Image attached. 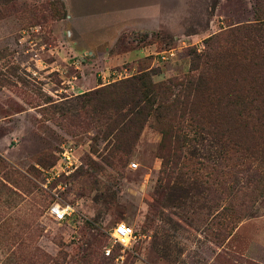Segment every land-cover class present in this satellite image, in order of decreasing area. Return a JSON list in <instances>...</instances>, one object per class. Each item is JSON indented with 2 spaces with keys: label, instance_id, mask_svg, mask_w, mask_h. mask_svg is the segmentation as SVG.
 Wrapping results in <instances>:
<instances>
[{
  "label": "rangeland",
  "instance_id": "374dc122",
  "mask_svg": "<svg viewBox=\"0 0 264 264\" xmlns=\"http://www.w3.org/2000/svg\"><path fill=\"white\" fill-rule=\"evenodd\" d=\"M259 54L264 0H0V264H264V151L161 148L153 120L117 150L85 94L144 72L169 84L195 55L204 72ZM67 146L76 169L47 182ZM56 202L71 218L48 216Z\"/></svg>",
  "mask_w": 264,
  "mask_h": 264
},
{
  "label": "trees",
  "instance_id": "16d2710c",
  "mask_svg": "<svg viewBox=\"0 0 264 264\" xmlns=\"http://www.w3.org/2000/svg\"><path fill=\"white\" fill-rule=\"evenodd\" d=\"M258 56L262 61H251L254 63L246 64L247 67L242 59H236L229 61L228 66L210 64L208 70L200 72V57L195 55L191 58L190 74L169 84H152L144 72L85 94L89 100H97L98 109L94 111L103 122L104 134H114L116 141L121 132L140 129L153 120L162 134L161 148L173 137L209 140L218 147L219 159L231 151L252 155L264 151V54ZM249 67L259 79L247 87L244 76ZM172 87H179L178 92L173 94ZM120 148L119 142L116 149ZM108 157L104 158L107 164L116 166L113 152ZM122 163L118 160V165Z\"/></svg>",
  "mask_w": 264,
  "mask_h": 264
},
{
  "label": "built area",
  "instance_id": "2783aa9c",
  "mask_svg": "<svg viewBox=\"0 0 264 264\" xmlns=\"http://www.w3.org/2000/svg\"><path fill=\"white\" fill-rule=\"evenodd\" d=\"M162 59H165L164 57ZM76 159L74 157L73 148L70 146L63 147L59 153V159L56 162V165L50 170L46 181L49 182L50 179L59 177L61 174H69L74 169H76ZM131 168H136V164H130ZM73 213V208L69 205H63L60 203H53L47 208V214L55 222L61 223L71 218ZM121 228L124 231H121ZM134 237V231L131 227L127 226L124 223L116 225L113 231V242L118 243L122 246H127L130 240ZM111 253V249L105 247L104 255L108 257Z\"/></svg>",
  "mask_w": 264,
  "mask_h": 264
},
{
  "label": "snow or ice",
  "instance_id": "6c2138e0",
  "mask_svg": "<svg viewBox=\"0 0 264 264\" xmlns=\"http://www.w3.org/2000/svg\"><path fill=\"white\" fill-rule=\"evenodd\" d=\"M121 231H124V229H123V228H121Z\"/></svg>",
  "mask_w": 264,
  "mask_h": 264
},
{
  "label": "crops",
  "instance_id": "0c3cea01",
  "mask_svg": "<svg viewBox=\"0 0 264 264\" xmlns=\"http://www.w3.org/2000/svg\"><path fill=\"white\" fill-rule=\"evenodd\" d=\"M102 85V84H101Z\"/></svg>",
  "mask_w": 264,
  "mask_h": 264
}]
</instances>
